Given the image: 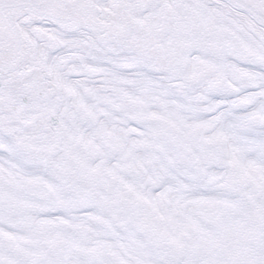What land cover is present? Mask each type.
Listing matches in <instances>:
<instances>
[{"label":"snow or ice","instance_id":"snow-or-ice-1","mask_svg":"<svg viewBox=\"0 0 264 264\" xmlns=\"http://www.w3.org/2000/svg\"><path fill=\"white\" fill-rule=\"evenodd\" d=\"M0 264H264V0H0Z\"/></svg>","mask_w":264,"mask_h":264}]
</instances>
